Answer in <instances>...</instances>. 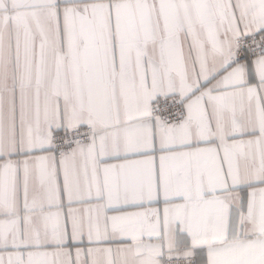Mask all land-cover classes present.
<instances>
[{"label":"snow or ice","instance_id":"6c2138e0","mask_svg":"<svg viewBox=\"0 0 264 264\" xmlns=\"http://www.w3.org/2000/svg\"><path fill=\"white\" fill-rule=\"evenodd\" d=\"M0 264H264V0H0Z\"/></svg>","mask_w":264,"mask_h":264}]
</instances>
